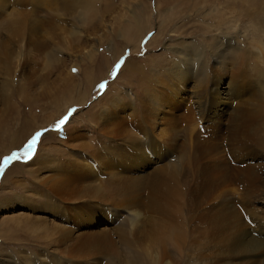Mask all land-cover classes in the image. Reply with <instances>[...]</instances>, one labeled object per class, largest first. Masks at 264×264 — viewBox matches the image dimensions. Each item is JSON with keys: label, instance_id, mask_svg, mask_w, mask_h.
<instances>
[{"label": "rangeland", "instance_id": "obj_1", "mask_svg": "<svg viewBox=\"0 0 264 264\" xmlns=\"http://www.w3.org/2000/svg\"><path fill=\"white\" fill-rule=\"evenodd\" d=\"M0 169V264H264V0H0Z\"/></svg>", "mask_w": 264, "mask_h": 264}, {"label": "bare ground", "instance_id": "obj_2", "mask_svg": "<svg viewBox=\"0 0 264 264\" xmlns=\"http://www.w3.org/2000/svg\"><path fill=\"white\" fill-rule=\"evenodd\" d=\"M88 4H89V3H88ZM86 9H87V8H86ZM87 10H88V9H87ZM88 11H89V10H88ZM88 11H87V12H88ZM25 12H26V11H25ZM23 13H24V12H23ZM27 13H28V12H27ZM19 17H20V15H19ZM20 18H25V16H24V17H20ZM20 20H21V19H20ZM22 20H23V19H22ZM22 20H21V21H22ZM24 20H26V19H24ZM24 20H23V21H24ZM24 24H27V23L24 22L23 25H21L20 29H23V30H24V28H25V26H26V25L24 26ZM27 26H28V25H27ZM28 28H30V27L28 26ZM9 29H11V30H13V31H16V32H17V31L19 32V29H18V20H16V21L14 22L13 26H12V27H9ZM25 29H26V28H25ZM31 29H32V28H31ZM23 30H22V31H23ZM33 30H34V28H33ZM29 34H31V30H30V33H29ZM32 34H33V32H32ZM141 137H142V140H143V136H141ZM144 139H147V137L145 136ZM153 139H154V138H153ZM154 140H155V139H154ZM146 147H147V149H148L149 152H150L149 154H151V155L154 156V157H153V158H149L148 155H147L148 152L145 151V149H144V151H145V153H144V157H145V159H146V161H147V165L150 166V167H153V168H157V167H159V166H162L161 163H163V165H165V164H164L165 162H163V160H165V159L167 158L168 153H169V152L175 153L173 150L168 149V151H166L165 154H162L161 150L158 151V150L155 149V147H154L152 144H150V143H148V145H147ZM149 148H150V149H149ZM146 152H147V153H146ZM234 153H235V152H234ZM238 153H239V152H238ZM165 157H166V158H165ZM112 158H114V157H112ZM164 158H165V159H164ZM116 160H117L116 163H114V162H111V163L118 164V167H121L122 162H120L118 159H116ZM252 167H253V166H252ZM98 168H99V167L96 168L97 171H98ZM250 170H251V169H250ZM254 171H255V170H254ZM97 173H98V172H97ZM244 173H245V172H244ZM253 173H254V172H253ZM253 173H252V174H253ZM253 175H254V174H253ZM101 177H103V176H101ZM243 177H244V176H243ZM246 177H247V176H246ZM248 178H249V177H248ZM248 178H247V179H248ZM253 178H254V177H253ZM242 179H243V178H242ZM247 179H246V180H247ZM244 180H245V179H244ZM246 180H245V181H246ZM263 181H264V180H263ZM248 182H250V181H248ZM258 184H259V183H258ZM260 185H261V184H260ZM250 186H251V185H250ZM251 187H252V186H251ZM251 187H250V188H251ZM254 187H255V186H254ZM257 188H258V187H257ZM253 189H254V188H253ZM259 189H260V188H259ZM255 190H256V187H255ZM261 190H262V188H261ZM254 192H255V191H254ZM248 193H249V192L247 191V194H248ZM250 193H251V192H250ZM252 195H253V194H252ZM252 195H251V196H252ZM237 196H238V195H237ZM237 196H236V197H237ZM246 196H247V195H246ZM248 196H249V195H248ZM253 197H254V196H253ZM263 197H264V196H263ZM238 199H239V203H240L239 206L241 207V202H240V197H239V196H238ZM244 200H245V198H244ZM244 200H243V201H244ZM263 200H264V199H263ZM241 201H242V200H241ZM229 202H230V201H229ZM233 203H234V202H233ZM243 206H244V205H243ZM234 208H235V207H234ZM252 209H253V208H252ZM259 209H260V208H259ZM251 211H252V210H251ZM259 211H260V210H259ZM252 212H253V211H252ZM226 213H227V212H226ZM226 213H225V214H226ZM232 213H233V212H232ZM221 214H222V213H221ZM235 214H236V213H235ZM240 214H241V213H240ZM257 214H258V213H257ZM137 215H138V214H137ZM260 215H261V214H260ZM226 216H227V215H226ZM241 216H242V215H241ZM233 217H234V216H233ZM245 217H246V216H245ZM251 217H252V216H251ZM253 217H254V216H253ZM256 217H257V216H256ZM256 217H255V218H256ZM139 218H140V217H139ZM235 218H236V217H235ZM223 219H224V218H223ZM243 219H244V217H243ZM232 220H233V219H232ZM248 220H249V219H248ZM248 220H247V221H248ZM137 221H138V220H137ZM137 221H136L135 219L132 221L133 227H135V224H136ZM223 221H224V220H223ZM226 221H227V220H226ZM239 221H240V220H239ZM243 222H244V221H243ZM249 222H250V224H252V223H251L252 220H251V221L249 220ZM224 223H225V222H224ZM247 223H248V222H247ZM247 223H246V224H247ZM257 223H258V222H257ZM259 223H260V222H259ZM132 224H131V225H132ZM226 224H227V223H226ZM229 224H230V223H229ZM248 225H249V224H248ZM250 226H251V225H250ZM250 226H248V227H250ZM256 226H257V225L255 224L254 228H251V227H250V229L254 232V229H255ZM222 227H223V226H222ZM248 227H247V228H248ZM233 228H234V227H233ZM236 228H237V227H236ZM238 228H239V227H238ZM241 228H242V226H241ZM243 228H244V227H243ZM223 229H224V228H223ZM228 229H229V228H228ZM230 229H231V228H230ZM137 230H138L137 228H134V232H135V233H134V236H136L137 234H140L139 232H136ZM221 230H222V229H221ZM226 230H227V229H226ZM231 230H232V229H231ZM235 230H236V229H235ZM245 230H246V229H245ZM245 230H244V229L242 230V234H240V232H239V234L236 235V236L238 237V241L240 240V243H241L242 245H244V243H245V242L243 243V239L245 238V236L247 237V239L245 238L246 240H248L249 237H251V235H249V233H248L249 231H248V230L245 231ZM139 231H140V230H139ZM143 231H144V230H143ZM146 231H147V230H146ZM240 231H241V229H240ZM243 231H244V232H243ZM252 231H251V232H252ZM144 232H145V231H144ZM262 232H263V231H262ZM231 233H232V231H231ZM227 234H228V232H227ZM229 234H230V233H229ZM236 236H235V237H236ZM252 236H253V235H252ZM262 236H264V232L262 233ZM169 237H170V236H169ZM202 237H203V236H202ZM204 237H205V236H204ZM196 238H197V237H196ZM196 238H195V240L192 239V240H193V247H192V248H194V250H195V251L193 250L194 254H197V252H198V251H197V248L199 247L198 244H197L199 238H198V240H197ZM209 238H210V237H209ZM209 238H208V239H209ZM211 238H212V237H211ZM260 238H261V237H260ZM212 239H213V238H212ZM214 239H215V238H214ZM255 239H256L257 241L252 240V239H249V241L252 242V243H256L257 246L261 245V246L264 247V239H262V240H260V241H259L258 238H256V237H255ZM224 240H225V239H224ZM233 240H234V239H233ZM200 241H201V240H200ZM211 241H213V240H211ZM216 241H217V240H216ZM225 241H226V240H225ZM230 241H231V240H230ZM235 241H236V240H235ZM213 242H214V241H213ZM213 242H210V241L208 242V241H206V242L204 243V246H206V247L208 246V247H209L210 245L213 244ZM217 242H218V241H217ZM236 242H237V241H236ZM236 242H233V243H236ZM246 242H247V241H246ZM202 243H203V241H202ZM223 243H225V242H223ZM227 243H228V241H227ZM240 243H239V244H240ZM187 244H188V243H187ZM200 244H201V243H200ZM246 244H247V243H246ZM250 244H251V243H250ZM256 244H255V245H256ZM251 245H252V244H251ZM251 245H250V246H251ZM219 246L221 247V244H219ZM227 246H228V245H227ZM227 246H226V247H227ZM231 246H232V245H231ZM236 247H237V246H236ZM227 248H228V247H227ZM237 248H238V247H237ZM247 248H248V247H247ZM255 248H256V247H255ZM198 249L200 250V248H198ZM203 249H204V248H203ZM257 249H258V248H257ZM135 250H136L137 253L139 252V250H137V248H135ZM218 250H219V249H218ZM224 250H225V249H224ZM244 251H245V250H244ZM248 251H249V250H247V252H248ZM260 251H261V250H260ZM220 252L223 253L222 251H220ZM228 252L231 254L230 251H228ZM232 252H233V251H232ZM236 252H237V251H236ZM245 252H246V251H245ZM254 252H255V251H254ZM263 252H264V251H263ZM139 253H140V252H139ZM201 253H202V252H200V254H201ZM210 253H211V252H210ZM216 253H217V252H216ZM237 253H238V252H237ZM255 253H256V252H255ZM255 253H253V254H255ZM200 254H199V255H200ZM226 254H227V253H226ZM232 254H234V253H232ZM248 254H249V253H248ZM260 254H261V252H260L258 255H260ZM183 255H184V254H183ZM190 255H191V254H190ZM214 255H215V254H214ZM221 255H223V254H221ZM221 255H220V256H221ZM241 255H242V254H241ZM244 255H245V253H244ZM244 255H243V256H244ZM258 255H257V256H258ZM212 256H213V255H212ZM220 256H219V257H220ZM263 256H264V255H263ZM196 257H197V256H196ZM217 257H218V256H217ZM224 257H225V256H224ZM234 257H236L235 254H234ZM252 257H253V256H252ZM260 257H261V256H260ZM228 258H229V257H228ZM230 258H231V257H230ZM189 260H190V259H189ZM193 260H194V258H193ZM200 260H201V259H200ZM212 260H213V259H212ZM217 260H218V259H217ZM224 260H225V259H224ZM236 260H237V259H236ZM242 260H243V257H242ZM255 260H256V259H255ZM185 261H186V260H185ZM214 261H216V260H214ZM218 261H220V259H219ZM258 261H259V260H258ZM260 261H262V260H260ZM222 262H224V261H222ZM226 262H227V261H226ZM237 262H238V261H237ZM247 262H248V261H247ZM255 262H257V261H255ZM149 263H151V262H149ZM187 263H188V262H187ZM224 263H225V262H224ZM243 263H244V262H243ZM230 264H231V263H230ZM262 264H263V263H262Z\"/></svg>", "mask_w": 264, "mask_h": 264}, {"label": "snow or ice", "instance_id": "obj_3", "mask_svg": "<svg viewBox=\"0 0 264 264\" xmlns=\"http://www.w3.org/2000/svg\"><path fill=\"white\" fill-rule=\"evenodd\" d=\"M122 63H124V61H121V64H122ZM116 67L119 68V67H120V64H117ZM113 75H114V76L116 75L115 72L113 73ZM104 87H105L104 84H101V85H100V89H101V90H103ZM66 119H67V117H65V120H66ZM65 120H61V121H60V124L63 125V124L65 123ZM40 136H41V133H37L36 136L33 137V138L31 139V141L28 143L27 148L25 149V151H24V153H23V155H24L27 159H31V158H32L33 152H34V150H35V147H36L37 141L39 140ZM15 159H19V154H13V156L9 157L8 159H6V160L4 161V164L7 165L8 162H9L10 160H15ZM0 171H2V169H0Z\"/></svg>", "mask_w": 264, "mask_h": 264}]
</instances>
